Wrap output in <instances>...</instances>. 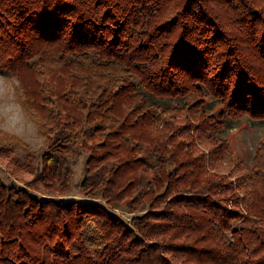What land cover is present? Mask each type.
<instances>
[{"label": "trees", "instance_id": "obj_1", "mask_svg": "<svg viewBox=\"0 0 264 264\" xmlns=\"http://www.w3.org/2000/svg\"><path fill=\"white\" fill-rule=\"evenodd\" d=\"M263 1L0 0L46 141L31 184L0 179V264H264V142L245 169L224 137L264 122ZM82 153L86 201L39 191Z\"/></svg>", "mask_w": 264, "mask_h": 264}, {"label": "rangeland", "instance_id": "obj_2", "mask_svg": "<svg viewBox=\"0 0 264 264\" xmlns=\"http://www.w3.org/2000/svg\"><path fill=\"white\" fill-rule=\"evenodd\" d=\"M263 3L264 1L258 5L263 6ZM23 76L27 78L28 74L25 72ZM196 99L197 97L194 96L190 102ZM209 101L208 97L206 102ZM23 104H25V96L18 80L0 70V179L17 186L29 185L34 180L35 174L32 169L39 165L40 161L37 157L43 154L46 143L39 134V126L34 120V114L25 110ZM219 108L220 106H217L215 110ZM182 115L184 116V114ZM230 126L231 129L225 132L224 137L229 144V151L233 155V163H242L243 168L247 169L251 166L256 150L264 142V122H253L242 118L231 122ZM27 153L36 155L35 159H30V167L26 165L28 162L26 161ZM87 158L88 154L82 153L71 161L72 174L69 186L63 192L56 194L46 192L42 188L39 191L45 196L49 195L54 198L86 201L87 198H85L80 183L85 175ZM244 172L246 171H239V169L234 171L232 174L234 183ZM123 214L125 215V213ZM263 223L255 225L264 230ZM216 262L219 263V260Z\"/></svg>", "mask_w": 264, "mask_h": 264}]
</instances>
